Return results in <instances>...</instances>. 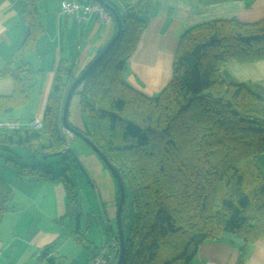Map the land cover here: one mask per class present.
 <instances>
[{
    "label": "trees",
    "instance_id": "obj_1",
    "mask_svg": "<svg viewBox=\"0 0 264 264\" xmlns=\"http://www.w3.org/2000/svg\"><path fill=\"white\" fill-rule=\"evenodd\" d=\"M23 1L27 36L18 56L31 52L43 32V0ZM104 1L121 18L123 31L74 94L80 97L82 133L115 167L124 185L122 264H194L199 248L222 241L224 234L244 242L238 262L244 264L249 249L264 240V98L246 85L227 82L222 72L229 62L264 60V20H220L191 27L180 40L172 80L158 95L147 97L123 78L146 25L144 1ZM190 1L206 9L232 0ZM86 68L78 71L76 64L62 60L43 128L0 130V148H23L33 159V165H26L6 158L19 176L64 185L63 220L72 224L61 239L73 237L87 249L80 196L69 174L78 164L71 150L63 153L66 140L61 133L68 90ZM24 72L2 73L14 79L15 92L0 97V120H13L7 118L28 99L32 74ZM67 128L77 130L69 121ZM117 193L118 208V184ZM13 197V189L0 178V224ZM111 238L119 242L117 230L108 227L106 241ZM55 245L45 247L40 260Z\"/></svg>",
    "mask_w": 264,
    "mask_h": 264
},
{
    "label": "crops",
    "instance_id": "obj_2",
    "mask_svg": "<svg viewBox=\"0 0 264 264\" xmlns=\"http://www.w3.org/2000/svg\"><path fill=\"white\" fill-rule=\"evenodd\" d=\"M63 1L65 0L42 1L39 7V21L43 26V32L31 52L18 56L17 52L27 36V26L24 21L25 2L0 0V75H2L0 97H11L15 92V81L9 74H2L5 70L17 69V72L25 70L24 73L32 74V82L25 93L28 99L10 114V118H7L19 121L23 128H28V124L33 119L43 118L59 63L66 60L70 64H76L78 71L84 70L94 61L98 53L110 44L118 32L115 19L109 25L103 26L93 18L79 21L73 15H63L61 13ZM143 1L142 18L146 25L127 63L123 78L133 89L147 97L158 95L172 80L173 65L180 40L191 27L220 20L236 19L243 24L264 20V0H232L206 9H202L196 2L190 0ZM222 77L229 83L246 85L251 92L264 98V60L248 64L229 62L222 72ZM68 121L77 129L76 131L85 130L79 102L74 108L72 117L68 114ZM76 139L82 140L75 136L70 141V148L72 141L77 142L81 151L78 154L81 156L78 159L80 164L76 162L78 165L72 168V178L76 185L80 182L87 184L84 188H81V185L80 189L79 186L77 187L79 196L80 192L85 194V202L91 212L95 201L89 195L90 187L93 195L98 199L100 218L98 219L94 212L89 216L105 223L106 229L112 228L111 222L116 220L117 216L116 181L95 152L87 149L85 142ZM17 152L21 153V151ZM11 153L15 159L21 158L15 156L13 151ZM30 159L27 152L28 165L31 164ZM84 174L87 176L85 181L80 179V175L84 176ZM14 183L17 192L16 187L8 184L14 191L11 204L13 207L5 214L0 224V253L7 250L9 244L4 242V232L17 231V226H8L5 221L17 217V211L23 207L19 215L26 213V216L24 218L20 216L19 223L34 226L36 222H40L35 230L30 227L29 231L21 233L20 236L21 241L24 240L30 249L36 250L35 253L28 254L31 255L29 261L36 258L38 264L40 261L41 264H88L108 239L107 230L106 233L101 232V234L98 231L96 234H91L89 228L84 230L89 247L87 249L78 244L73 237L61 239L64 232L69 233L68 226L63 227L66 222L63 218L67 200L64 185L60 181H34L19 175L15 176ZM51 202L53 206L50 205ZM53 207L55 213L51 210ZM52 222L62 223L65 231H56L55 227L50 225ZM72 239L81 247L79 256L58 254V248L60 250L62 247L61 242H70ZM17 240L13 243L16 251ZM52 245L55 247L50 255L40 260L41 251ZM243 247L244 242L240 238L232 234H224L220 242L203 244L198 250L194 264H238ZM47 259H53V262ZM14 263L17 264V261ZM19 264H28V262L26 259L20 260ZM244 264H264V240L249 249Z\"/></svg>",
    "mask_w": 264,
    "mask_h": 264
},
{
    "label": "rangeland",
    "instance_id": "obj_3",
    "mask_svg": "<svg viewBox=\"0 0 264 264\" xmlns=\"http://www.w3.org/2000/svg\"><path fill=\"white\" fill-rule=\"evenodd\" d=\"M48 1H52V0H48ZM125 47L126 46H124V48ZM77 102H79V104H80V97H79L78 94H73L72 99H71V102H70V105H69V108H70L69 109V116H71V117L73 115L74 108L77 106ZM76 141H83V140H77L76 139ZM71 144H72L73 147L71 146V149L72 150L70 151V154H72L74 156V158L76 159V161L78 162L79 161L78 159L81 156L78 153H80L81 151L79 150V146L77 145V142L75 143V142L72 141ZM85 144L88 147L87 149H92L89 145H87V143H85ZM10 149H12L13 153H15V156L18 155L21 158L15 159V158L12 157L13 154L11 153L12 152L11 150H10L11 151L10 153L9 152L7 153V151L4 152L3 149L0 148V178H2L10 186L16 187L15 190L17 192V186L14 183V179H15V176H17L18 174H17V171H15L12 167H10L8 165V162H7V159L6 158H13L14 160H16V161H18V162H20L22 164L28 165L27 164V162H28V160H27V152L23 148L20 149L18 147L17 148L14 147V148H10ZM17 151H21V153H19ZM30 160H31V164L34 163L33 162V159H30ZM54 163L55 162H53V164ZM31 164H29V165H31ZM70 168H71V170H69V174H70V176H72V172H73L72 168H73V166L70 167ZM56 171L57 170H55V172ZM86 178H87V176H85V174H84V176L80 175V179L84 180ZM80 185H81V188L82 187L83 188L84 187H87V184L86 183H81L80 182L79 185H77V187L79 186V189H80ZM89 195L92 197L93 201H95V205L92 206L91 212H94L95 213V216L99 219L100 218V212H99L100 209L98 207V199L93 195L92 189L90 187H89ZM80 201H81V205H82V210H81V213H82V223L81 224H82L83 231L86 230L87 228H89L91 234H96L97 231H98L99 234H101V232L106 233V230L108 232V227L106 229L105 223H101V221L98 222V220H96L95 218L89 216V214L91 213L90 212V209H89L90 207H88L86 205V202H85L86 201V198H85V194L83 192L82 193L80 192ZM50 205L53 206L52 202L50 203ZM12 207L13 206L11 205L10 208H9V210H11ZM22 209H23V207H20V210L17 211V207H16L17 217L8 218L5 221V224L8 225V226H15V227L17 226V231L16 232L15 231L11 232L10 230H6L4 232V236H3L4 237V240H5L4 242L5 243L6 242H9V244L7 245V248H6L7 250H4L2 253H0V264H16V263H14V261L15 262L17 261V264H19L20 260L22 261V260H25V259L28 262V264H38V260L36 258L34 260H32V261H29V256L31 257V255H28V254L29 253H35L36 250L33 249V248L30 249L25 244L24 240L21 241L22 240V237H20V236L22 235L21 233L29 231L31 229L30 227H32L33 230H35V228H37L36 225H38L40 222H36V224L34 226H31V224H21V223H19L18 222V219L20 218V216H22L23 218L26 216V213L24 215L23 214L19 215L20 213H22ZM51 210L53 211V213H55L54 207ZM125 215H126V213H125ZM65 221L66 222L63 225V227L65 225L68 226V225L72 224L71 223V220H69V219L68 220H65ZM58 222H56V223L55 222H52V224H50V225H52L53 227H55L56 231H60V232H61V230L65 231V228H62V223H58ZM111 226H112V229L114 231L117 230L116 220H112ZM17 238H20V239L17 240ZM16 240H17V246H16L17 247V251H16V248H14V245H13L14 241H16ZM61 244H62V247L60 248V250L58 248V254L59 253L60 254L66 253V254H69V255L79 256L78 253L80 251H82L81 250V247L79 245H77L74 242L73 239L70 240V242H67V241H65L64 243L61 242ZM64 244H65V246H64ZM104 244H105V242H104ZM101 247H102V245H101ZM101 247H100V249H101ZM39 264H41V261L39 262Z\"/></svg>",
    "mask_w": 264,
    "mask_h": 264
},
{
    "label": "built area",
    "instance_id": "obj_4",
    "mask_svg": "<svg viewBox=\"0 0 264 264\" xmlns=\"http://www.w3.org/2000/svg\"><path fill=\"white\" fill-rule=\"evenodd\" d=\"M61 13L63 15H73L79 21L87 19H96L101 25H109L113 22V15L107 8L96 1L89 3H81L75 0H65L61 5ZM34 130L43 128L42 119L35 118L27 126ZM23 125L17 120H0V130H20ZM62 136L66 140V150H71L70 141L75 134L65 127H61ZM120 255L119 242L115 238H111L102 245L99 252L92 258L88 264H117Z\"/></svg>",
    "mask_w": 264,
    "mask_h": 264
},
{
    "label": "water",
    "instance_id": "obj_5",
    "mask_svg": "<svg viewBox=\"0 0 264 264\" xmlns=\"http://www.w3.org/2000/svg\"><path fill=\"white\" fill-rule=\"evenodd\" d=\"M101 5L105 6L109 12L113 15L115 21L118 25V32L116 36L113 38V40L110 42V44L103 50V52L86 68V70L82 73V75L70 86L63 109V125L65 127H68V112H69V105L72 99V96L78 86L87 78V76L90 74L92 70L110 53L112 48L115 46V44L118 42V40L121 37L122 31H123V25L122 20L117 14V12L114 10L113 7H111L109 4H107L104 0H93ZM122 41V40H121ZM75 136L81 138L87 145H89L92 150L98 155V157L101 159V161L106 165L112 176L114 177L115 181L118 184L119 187V204L117 208V216H116V223H117V234L118 239L120 242V255L117 264H122L124 256H125V239H124V233H123V227H122V214H123V207L125 202V189L122 182V179L118 173V171L115 169V167L110 164L108 159L99 151V149L93 144L91 140H89L82 132L71 130Z\"/></svg>",
    "mask_w": 264,
    "mask_h": 264
},
{
    "label": "bare ground",
    "instance_id": "obj_6",
    "mask_svg": "<svg viewBox=\"0 0 264 264\" xmlns=\"http://www.w3.org/2000/svg\"><path fill=\"white\" fill-rule=\"evenodd\" d=\"M65 150H66V148H65ZM65 150L63 151V153H65V152H66ZM118 240H119V239H118ZM119 243H120V242H119Z\"/></svg>",
    "mask_w": 264,
    "mask_h": 264
}]
</instances>
